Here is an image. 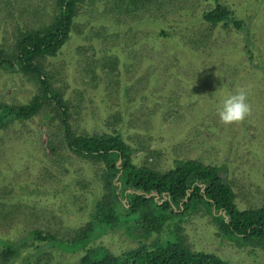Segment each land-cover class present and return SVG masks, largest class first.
Wrapping results in <instances>:
<instances>
[{
	"label": "rangeland",
	"instance_id": "374dc122",
	"mask_svg": "<svg viewBox=\"0 0 264 264\" xmlns=\"http://www.w3.org/2000/svg\"><path fill=\"white\" fill-rule=\"evenodd\" d=\"M121 1L86 0L69 41L43 59L72 130L118 131L136 164L160 171L177 158L223 166L239 208L263 205L264 0H219L233 18L217 25L204 19L217 0ZM55 7V0H0L2 50L10 56L17 35L48 23ZM14 64L0 65V101L26 104L40 91ZM241 89L250 113L225 125L217 109ZM41 101L35 116L0 128V264L77 263L84 250L64 251L28 236L41 231L72 243L103 195V165L62 143L64 109L55 100ZM184 226L197 247L233 264H264L261 245L223 238L205 211ZM138 245L120 227L90 247L120 254ZM7 246L16 252L7 253Z\"/></svg>",
	"mask_w": 264,
	"mask_h": 264
},
{
	"label": "trees",
	"instance_id": "16d2710c",
	"mask_svg": "<svg viewBox=\"0 0 264 264\" xmlns=\"http://www.w3.org/2000/svg\"><path fill=\"white\" fill-rule=\"evenodd\" d=\"M85 1L55 0L50 21L20 32L10 56L0 44L1 67H14L16 62L19 72L33 78L40 91L26 104L9 105L0 101V128L8 127L14 120L35 116L42 105L41 99L55 100L64 109L62 143L76 155L103 165L98 175L103 195L95 201L78 238L64 244L52 234L32 231L29 240L35 236L34 241H47L64 251L84 250L86 253L75 264H233L216 252L195 246L185 234L184 223L188 217L205 211L223 238L264 248V204L239 208L223 166L177 158L172 167L160 171L136 164L129 144L118 131L78 134L72 130L66 104L52 87L43 59L56 55L69 41L78 10ZM128 1L137 5L150 0ZM232 18V11L219 0L204 13V19L212 25L230 22ZM241 23L235 20L236 26ZM49 146L57 150L53 140ZM120 227L139 240L137 247L120 254L90 247L96 238ZM6 252L16 251L7 246Z\"/></svg>",
	"mask_w": 264,
	"mask_h": 264
},
{
	"label": "clouds",
	"instance_id": "9594fccd",
	"mask_svg": "<svg viewBox=\"0 0 264 264\" xmlns=\"http://www.w3.org/2000/svg\"><path fill=\"white\" fill-rule=\"evenodd\" d=\"M250 110L247 91L241 89L224 96L217 109V113L223 124L231 125L243 121L249 115Z\"/></svg>",
	"mask_w": 264,
	"mask_h": 264
}]
</instances>
